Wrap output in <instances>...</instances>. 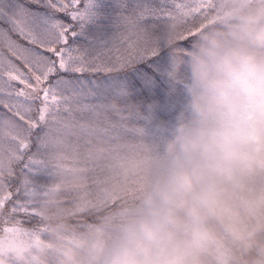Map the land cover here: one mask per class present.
<instances>
[{
    "label": "clouds",
    "instance_id": "9594fccd",
    "mask_svg": "<svg viewBox=\"0 0 264 264\" xmlns=\"http://www.w3.org/2000/svg\"><path fill=\"white\" fill-rule=\"evenodd\" d=\"M213 3L186 43L183 17L162 27L181 100L119 170L132 198L94 222L38 198L43 232L0 264H264V0Z\"/></svg>",
    "mask_w": 264,
    "mask_h": 264
},
{
    "label": "snow or ice",
    "instance_id": "6c2138e0",
    "mask_svg": "<svg viewBox=\"0 0 264 264\" xmlns=\"http://www.w3.org/2000/svg\"><path fill=\"white\" fill-rule=\"evenodd\" d=\"M213 12V0H0V123L38 128L120 90L159 102L164 23L183 17L186 43Z\"/></svg>",
    "mask_w": 264,
    "mask_h": 264
},
{
    "label": "rangeland",
    "instance_id": "374dc122",
    "mask_svg": "<svg viewBox=\"0 0 264 264\" xmlns=\"http://www.w3.org/2000/svg\"><path fill=\"white\" fill-rule=\"evenodd\" d=\"M164 89L153 109L120 90L48 114L36 121L38 128L0 123V257L7 241L43 232L37 199L49 193H56L60 213L86 222L132 198L138 181L123 185L119 170L137 142L155 131L149 117L166 119L181 100L179 84L166 78Z\"/></svg>",
    "mask_w": 264,
    "mask_h": 264
},
{
    "label": "trees",
    "instance_id": "16d2710c",
    "mask_svg": "<svg viewBox=\"0 0 264 264\" xmlns=\"http://www.w3.org/2000/svg\"><path fill=\"white\" fill-rule=\"evenodd\" d=\"M112 99H113V97H112ZM112 99H108L109 101H111L110 103H108L109 106H112V105H113V100H112ZM103 101H105V99H104ZM159 101H163V98L161 97ZM140 102H143L145 105H147V108H148V106H152V109H153V106H154L153 104H154L155 101H140ZM123 107L129 109L127 105H125V106H123ZM148 111H149V109H148ZM158 115L161 116L162 114H158ZM156 118H157V119H161V118L158 117V116H156ZM139 125H140V124H139ZM79 221H80V222H86V220H84V219H82V218H79Z\"/></svg>",
    "mask_w": 264,
    "mask_h": 264
}]
</instances>
